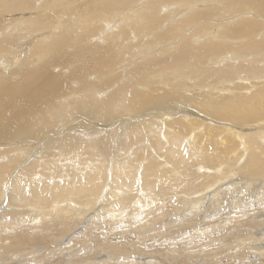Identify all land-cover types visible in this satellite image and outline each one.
<instances>
[{"label":"bare ground","instance_id":"1","mask_svg":"<svg viewBox=\"0 0 264 264\" xmlns=\"http://www.w3.org/2000/svg\"><path fill=\"white\" fill-rule=\"evenodd\" d=\"M254 185L264 0H0V264H264Z\"/></svg>","mask_w":264,"mask_h":264},{"label":"rangeland","instance_id":"2","mask_svg":"<svg viewBox=\"0 0 264 264\" xmlns=\"http://www.w3.org/2000/svg\"><path fill=\"white\" fill-rule=\"evenodd\" d=\"M137 1V2H136ZM133 3V4H132ZM135 3V4H134ZM137 3H138V0H129V4H131V5H136V7H137ZM173 5V6H172ZM175 7V5L174 4H169V5H164V6H161V8H160V10L159 11H162V12H164L166 9L168 10V12H172L173 11V8ZM196 8L197 9H202V8H208L207 7V5L206 4H198L197 6H196ZM184 9H186V8H184ZM180 15V14H179ZM179 15H177L175 18H178L179 17ZM247 15V14H246ZM209 19V22H211L212 24L214 23V24H217V23H219V22H221V18H217L216 16H213V17H209L208 18ZM109 21H112V19H110ZM223 22V21H222ZM169 23V19L168 18H166L165 20H164V24L165 25H167ZM192 24H194V23H190V24H188L187 26H186V28H188L190 25H192ZM131 32L134 30V27L133 26H131ZM204 34V30H202V29H199L198 31H196L193 35H192V37L190 38V40H192L193 41V39H195V38H198V37H200L201 35H203ZM145 35V34H144ZM131 40V39H130ZM130 40L128 41V42H130ZM152 43V40H150V39H148L147 37H145V38H142L141 40H133L132 41V47L133 46H143V47H145V48H148L149 46H150V44ZM12 45H13V43H12ZM12 45L10 44V47H12ZM9 47V46H8ZM9 47V48H10ZM130 49V48H129ZM156 50H158V49H156ZM155 52H158V51H155ZM6 56H8V55H6ZM210 56H221V55H219V53L218 54H214V55H210ZM157 83V82H156ZM157 86H163V85H158V84H156ZM164 88V87H163ZM221 123H223V122H220V124H219V126H221V125H223V124H221ZM221 131H222V129H221ZM241 193V192H240ZM237 196L239 197V195H238V192H237ZM240 196H241V194H240ZM242 196H244V198L242 197ZM241 197H239V198H242V199H244L245 200V198H246V201H245V203L248 205L249 203V205H252V204H257V203H259L261 200H263L264 199V189L261 187V185H254V186H252L251 188H250V190L245 194V195H242ZM193 199V198H192ZM152 206H153V208H152V210H153V212H154V214H157V215H159V211L156 209L157 207H158V204H157V200L156 199H154V201H153V203H152ZM263 207V206H262ZM237 209H239V208H237ZM259 209H262V208H259ZM263 210V209H262ZM236 211V210H235ZM237 212V211H236ZM246 212H251V209L250 208H248L247 210H246ZM141 213V212H140ZM117 213H115V215H116ZM138 217H141L140 215H138ZM171 218H173V216H171ZM215 219V218H214ZM213 219V220H214ZM138 220H140V218L138 219ZM205 220V219H204ZM222 220V219H221ZM207 221V220H206ZM209 222V221H208ZM118 223H119V221H118ZM197 223H193L192 224V227L193 226H195V227H197V225H196ZM191 225V224H190ZM119 227H120V225H119ZM191 226L188 228V230L190 229V228H192ZM169 229H167L166 231H168V233H166V231L165 232H161V230L159 231H157L156 233L157 234H155L156 236H155V238L156 237H158V238H154V239H152V238H149V240H147L146 241V243L147 244H145L144 245V247L142 246V248L145 250L144 251V253H148V250L150 251L151 250V248H154V249H156L157 247L159 248V249H157V251H161V250H167L166 248H169L171 245L169 244V240H166V242H163V246H162V243H160L161 242V237H163V235H164V237H167L168 238V236H166V235H168L169 233H171V230H176L174 227V229L172 228V227H168ZM161 232V233H160ZM160 233V234H159ZM164 233V234H163ZM165 233H166V235H165ZM154 234L152 235V234H150V235H152V236H154ZM161 234H163V235H161ZM199 234V232H197L195 235H198ZM160 236V237H159ZM151 240V241H150ZM158 240V241H157ZM160 240V241H159ZM157 241V242H156ZM151 242H153L152 244H151ZM168 242V243H167ZM161 245H160V244ZM165 244V245H164ZM151 245V246H150ZM155 246V247H154ZM146 247H149V249L147 248V249H145ZM162 247V248H161ZM161 248V249H160ZM203 249V248H202ZM147 250V251H146ZM170 251H171V248L169 249ZM201 250V249H200ZM199 251V250H198ZM172 252V251H171ZM174 253V252H173ZM153 254V253H152ZM164 254H166V253H161L160 254V256L161 257H164ZM155 257L157 256V255H154ZM152 257V256H151ZM131 261H132V259H130ZM148 260H149V258H147V257H145L144 258V263H146V262H148ZM152 260L154 261L155 259H153L152 258ZM138 260H134V262H137ZM131 264H134L133 262H131Z\"/></svg>","mask_w":264,"mask_h":264}]
</instances>
